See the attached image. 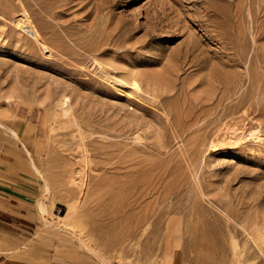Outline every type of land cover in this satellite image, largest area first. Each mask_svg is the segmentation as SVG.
<instances>
[{"label":"rangeland","instance_id":"374dc122","mask_svg":"<svg viewBox=\"0 0 264 264\" xmlns=\"http://www.w3.org/2000/svg\"><path fill=\"white\" fill-rule=\"evenodd\" d=\"M0 171V264H264V0H0Z\"/></svg>","mask_w":264,"mask_h":264},{"label":"crops","instance_id":"0c3cea01","mask_svg":"<svg viewBox=\"0 0 264 264\" xmlns=\"http://www.w3.org/2000/svg\"><path fill=\"white\" fill-rule=\"evenodd\" d=\"M4 175L2 174V171H0V210H3L7 207V201L6 195H9L12 190L9 184L7 183V180L4 179ZM16 189H14L15 191Z\"/></svg>","mask_w":264,"mask_h":264},{"label":"bare ground","instance_id":"6f19581e","mask_svg":"<svg viewBox=\"0 0 264 264\" xmlns=\"http://www.w3.org/2000/svg\"><path fill=\"white\" fill-rule=\"evenodd\" d=\"M69 109V108H68ZM68 109L66 111H68ZM66 111H64L66 113ZM69 112V111H68ZM67 114V113H66ZM151 217V214H150ZM149 219V218H148ZM134 230V229H133ZM134 232V231H133ZM133 232H131V234H133ZM130 235V234H129ZM131 236V235H130ZM120 245V244H119Z\"/></svg>","mask_w":264,"mask_h":264}]
</instances>
